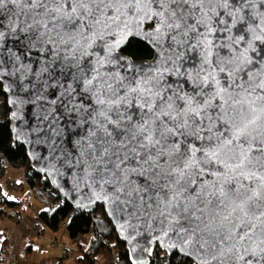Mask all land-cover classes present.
I'll return each mask as SVG.
<instances>
[{"label":"snow or ice","instance_id":"snow-or-ice-1","mask_svg":"<svg viewBox=\"0 0 264 264\" xmlns=\"http://www.w3.org/2000/svg\"><path fill=\"white\" fill-rule=\"evenodd\" d=\"M146 24L150 62L112 56ZM254 41L264 0H0V78L19 73L40 102L35 133L53 164L181 264H264Z\"/></svg>","mask_w":264,"mask_h":264},{"label":"trees","instance_id":"trees-1","mask_svg":"<svg viewBox=\"0 0 264 264\" xmlns=\"http://www.w3.org/2000/svg\"><path fill=\"white\" fill-rule=\"evenodd\" d=\"M123 53L136 61L151 59L154 54L147 44L135 39L128 43L123 49ZM9 113L7 97L0 83V217L8 218L3 211L6 205L7 209H16L17 216L22 219L16 207L26 199L24 197L20 202L11 201L5 183H1L10 169L2 165L4 161H7L10 167L24 171L25 180L16 190L28 187L35 192L37 199L48 203L49 208L40 211L38 217L49 230L58 232L63 228L62 224H65L64 228L73 241H77L81 235L90 236L89 244L83 251V257L80 258L82 264H95L102 253L113 251L117 253L115 264H132L126 245L119 239L102 206H98L95 213H83L74 209L52 188L46 177L37 174L32 169L26 149L13 139ZM34 228L37 229V236L43 234L44 230H39L37 226ZM6 243L7 239L0 233V244H2L0 246V264L4 261L2 256H4ZM183 259L184 257H181L180 260H176L174 254L166 255L157 248L150 259V264H181ZM60 264L63 263L60 262Z\"/></svg>","mask_w":264,"mask_h":264},{"label":"water","instance_id":"water-1","mask_svg":"<svg viewBox=\"0 0 264 264\" xmlns=\"http://www.w3.org/2000/svg\"><path fill=\"white\" fill-rule=\"evenodd\" d=\"M256 9L259 10V0H256ZM7 26V23H5V28H7ZM148 27L149 26L146 24L144 32L129 37L128 42L112 53V56L122 55L126 60H133L130 56L123 53V49L131 40L135 39L147 44L152 49L154 57L156 53L145 36ZM235 31L236 29L234 28L233 33H235ZM254 43L257 47V51L252 52L248 50L247 54L253 57L264 55V53L259 51V48L264 47V45H262L260 41H254ZM3 44L5 47L12 48L13 51L19 47L14 39L8 36L7 32H5ZM153 57L148 60L133 61L148 63ZM37 58V54L33 52L26 58V61L36 60ZM31 66L34 68L35 64ZM19 75V73L14 76L5 74L0 78V83L3 86V91L7 97V103L10 108L9 121L13 139L26 149L32 169L37 174L46 177L52 188L74 209L80 210L83 213H95L98 206H102L115 228L119 239L126 245L131 263L133 264V261H136V264H150V259L154 251L157 248L163 251L159 242L155 241L149 233L138 232L133 237L130 225L125 223L123 215H119L113 211L115 206L111 204V202H105L102 198H89V190L84 185L83 181L80 180L78 170H73L69 167H61L59 162H56L55 165L53 164L51 156L48 155V149L43 142L37 140L35 133L37 126L41 125L39 117L43 115L40 102L35 104L29 102L28 97L30 91L27 89L22 90L21 80L18 79ZM23 83H27L26 77L23 78ZM149 248L151 249V254L146 251V249ZM137 258H139V260H137Z\"/></svg>","mask_w":264,"mask_h":264},{"label":"rangeland","instance_id":"rangeland-1","mask_svg":"<svg viewBox=\"0 0 264 264\" xmlns=\"http://www.w3.org/2000/svg\"><path fill=\"white\" fill-rule=\"evenodd\" d=\"M22 180H25L23 174ZM11 201L20 202L24 197L26 199L20 206V214L26 223L37 225L40 230H44V235H35L25 239L23 236L24 232H21L20 226L11 218H0V230L5 232V236H11V240L4 247V264L12 263V257L18 256L19 259H26L23 249V243H30L29 241L34 240L33 243V256L31 261L35 263V260L40 258L44 259L46 264H60V262L67 261L69 264H78L79 258L83 257L80 251V246L87 248L89 244V235H81L77 241H73L68 235L65 228H61L58 232H52L45 224L38 218L40 211L47 210L49 205L47 202L41 201L36 198L35 192L30 190L28 187L21 188L19 190H13L8 194ZM34 238V239H33ZM2 246V244H0ZM20 246L22 252H20ZM79 250V251H78ZM116 251L105 252L101 254V257L95 262V264H106L102 259H105L108 255L110 261L108 264H115ZM84 255V254H83Z\"/></svg>","mask_w":264,"mask_h":264},{"label":"crops","instance_id":"crops-1","mask_svg":"<svg viewBox=\"0 0 264 264\" xmlns=\"http://www.w3.org/2000/svg\"><path fill=\"white\" fill-rule=\"evenodd\" d=\"M23 174H24V171L22 170V169H16V168H10L9 170H8V172H7V174H6V176L1 180V183H4L5 181H7V180H11V181H15V182H18V183H20V184H22L23 182H24V180H22V176H23ZM25 188V187H24ZM22 201V200H21ZM22 205V204H21ZM20 205V206H21ZM20 206H17L16 208H17V210H18V212H19V210H20ZM20 213V212H19ZM21 215V217H22V214H20ZM39 216V215H38ZM0 218H2L3 219V217H0ZM39 218V217H38ZM22 219H23V217H22ZM30 225V224H29ZM32 226V225H31ZM35 226H37V225H33L32 227H35ZM38 227V226H37ZM39 229V228H38ZM40 230V229H39ZM52 232H54V231H52ZM0 233H2V237H5L6 239H7V243H8V241L9 240H11V236H10V234H9V236H5L6 234H5V232L3 231V230H0ZM42 235H44V232H43V234ZM40 236V235H39ZM34 239V238H33ZM36 239V238H35ZM34 239V240H35ZM34 240H31V241H29L30 243H25V241H24V243H23V249H24V254H25V256H26V259L27 260H23V259H19V257L18 256H16V257H12V263H14V264H46V260H45V258L44 259H42V258H40L39 260H35V263H33L32 261H31V259H32V256H33V243H34ZM6 243V244H7ZM81 248H80V251L79 252H81L82 253V256H83V251L85 250V248H83V246L81 245L80 246ZM22 247L20 246V252H22ZM99 257H101V255L99 256ZM4 259V258H3ZM103 260V262H106V264H108L109 262H107V261H110V256L108 255L105 259H102ZM5 261V260H4ZM4 261H3V263L2 264H4ZM62 261V263L63 264H69V262H65V261H63V260H61ZM11 264V263H10ZM78 264H82L81 263V261H80V258H79V260H78Z\"/></svg>","mask_w":264,"mask_h":264},{"label":"built area","instance_id":"built-area-1","mask_svg":"<svg viewBox=\"0 0 264 264\" xmlns=\"http://www.w3.org/2000/svg\"><path fill=\"white\" fill-rule=\"evenodd\" d=\"M2 165L8 168H12L10 167L7 161H4ZM4 183H5L6 191L9 193L13 190H16L20 186V183L11 180H7ZM6 209L7 207L5 205L3 208V211L6 213L5 216H7L8 218L13 217V220H15V222L20 226V230H22L21 232H24L23 236H25L24 237L25 239L29 237H34L35 235L38 234L36 228L30 226L28 223H26L24 220H22L17 216L16 209H7V210ZM62 226L64 227L65 224H62Z\"/></svg>","mask_w":264,"mask_h":264}]
</instances>
